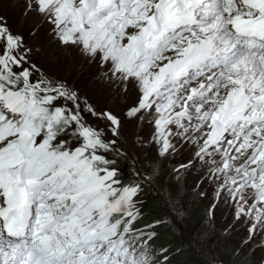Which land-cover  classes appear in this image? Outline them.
<instances>
[{"label": "snow or ice", "instance_id": "6c2138e0", "mask_svg": "<svg viewBox=\"0 0 264 264\" xmlns=\"http://www.w3.org/2000/svg\"><path fill=\"white\" fill-rule=\"evenodd\" d=\"M25 13L139 97L98 108L0 15V264H172L182 246L162 235L188 209L162 160L185 146L171 171L200 162L209 218L230 205L245 243L264 237V0H25ZM125 120L151 125L155 156L122 150Z\"/></svg>", "mask_w": 264, "mask_h": 264}, {"label": "rangeland", "instance_id": "374dc122", "mask_svg": "<svg viewBox=\"0 0 264 264\" xmlns=\"http://www.w3.org/2000/svg\"><path fill=\"white\" fill-rule=\"evenodd\" d=\"M0 15L6 19L14 33L24 35L27 42L33 46L35 50L33 60L38 65L46 71L67 77L69 82L75 84L81 94L98 108L110 109L121 114L138 101L139 92L134 84H129L125 93L122 86L110 83L104 78L106 69L100 67L99 58L92 62L79 48L61 46L51 31L50 24L35 13H25V0H3ZM88 120L93 125L103 126L104 123L91 116ZM121 131L122 150L129 149L139 160H144L149 155L155 156L156 146L148 139L152 128L147 121L125 120ZM191 155V148L185 146L182 151L162 160L165 182H171L176 186L173 203L183 204L188 209L187 212H181L174 225L186 247L218 264H222L219 262L221 256L232 257L233 253H236V256L237 253L244 256L238 259L241 260L239 264H247V261L248 264H264V237L256 235L245 243L248 225L244 221L233 220L230 205L221 203L216 209L214 219L207 215L208 201L195 195L200 190L199 186L194 187L197 175L201 171L200 162H196L189 171L181 172L179 175L171 171L174 165L186 163ZM205 190H209L207 182ZM151 202L150 200L147 202V207ZM195 209L200 211L201 218L189 233L188 223ZM223 262L225 264V261Z\"/></svg>", "mask_w": 264, "mask_h": 264}, {"label": "trees", "instance_id": "16d2710c", "mask_svg": "<svg viewBox=\"0 0 264 264\" xmlns=\"http://www.w3.org/2000/svg\"><path fill=\"white\" fill-rule=\"evenodd\" d=\"M146 212L150 217L153 215L160 214L159 208L156 205H154L152 202L146 208ZM200 218H201L200 211L198 209H195V213L192 215L191 220L188 223L189 233L192 232L194 225L196 224V222L199 221ZM171 229H172V233H174V236L169 233H164L162 235V241L163 240H174V243L171 245L172 247H176L177 245L182 246L181 255H177L176 253L172 254V257H171L172 264H177V261H179L180 264H218V262L214 263L212 260L205 259L207 256L203 257L199 252H196L195 250L187 248L186 244L184 243V241L181 239L180 235L176 231L174 225L171 226ZM240 258L242 259L244 258V256L242 257L240 253H237V256H236V253H233L232 257H229V256L226 257V255L221 256L220 257L221 260L219 262H221L222 264H224L223 261H225V264H239L241 260H238V259ZM248 263L249 261H247V264Z\"/></svg>", "mask_w": 264, "mask_h": 264}]
</instances>
